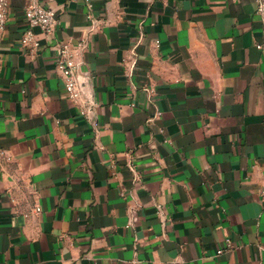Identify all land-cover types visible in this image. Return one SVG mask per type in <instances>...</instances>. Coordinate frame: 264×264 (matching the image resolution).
<instances>
[{
    "label": "crops",
    "instance_id": "crops-1",
    "mask_svg": "<svg viewBox=\"0 0 264 264\" xmlns=\"http://www.w3.org/2000/svg\"><path fill=\"white\" fill-rule=\"evenodd\" d=\"M42 3L37 48L25 0L0 33V264H264L255 0ZM82 39L76 104L55 56Z\"/></svg>",
    "mask_w": 264,
    "mask_h": 264
},
{
    "label": "built area",
    "instance_id": "built-area-1",
    "mask_svg": "<svg viewBox=\"0 0 264 264\" xmlns=\"http://www.w3.org/2000/svg\"><path fill=\"white\" fill-rule=\"evenodd\" d=\"M255 3V12L264 18V0H255ZM8 6L9 0H0V33L4 30L6 25ZM55 15V10L44 5L42 0H25L24 18L27 23V29L20 39V44L26 48H37L39 46V41L34 29H40L45 35L53 34L58 22ZM91 30H93V27ZM257 47L261 48V45ZM85 48V39H82L74 46L69 41H62L57 46L55 56L54 68H56L63 83L66 96L72 102H76V104H79L84 98L83 92L86 80L82 76V62L78 59V56ZM80 112L83 116L87 117L88 110L86 107L82 108ZM94 126H96V124H94ZM2 155L3 153L0 151V156ZM36 211H39L38 207H36ZM221 252V249L217 250V253Z\"/></svg>",
    "mask_w": 264,
    "mask_h": 264
}]
</instances>
